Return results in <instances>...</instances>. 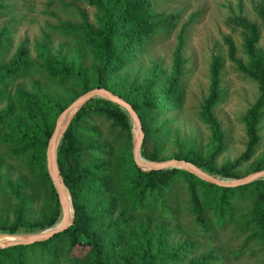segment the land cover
Here are the masks:
<instances>
[{
  "label": "rangeland",
  "instance_id": "374dc122",
  "mask_svg": "<svg viewBox=\"0 0 264 264\" xmlns=\"http://www.w3.org/2000/svg\"><path fill=\"white\" fill-rule=\"evenodd\" d=\"M263 2L145 0L150 20L173 15L174 24L170 30L161 28L150 40L138 46L135 56L121 70L112 73L108 80L110 86L126 94L130 100H137L145 93L151 95L166 90L173 80L175 87L170 92L166 107L146 112L159 148L160 161L176 159L177 155L187 156L203 163L202 170L223 180L244 178L254 172L257 163L264 164V108L256 126L259 140L251 147L244 122L246 112L260 94L259 85L251 75L252 66L243 48V32L233 24V20L238 17L257 24L260 35L255 47L256 55L260 57L264 53V21L258 16L257 10ZM99 19V12L85 0H0V64L7 63L21 45L27 52L20 75L0 88V111L7 106L12 111L11 123L9 121L0 128L1 219L9 222L13 216L16 202L8 195L6 186H13L16 182L22 184V192L28 201L27 220H39L52 209L47 188L39 179L40 169H32L26 158L12 154L13 143L3 139L9 137L14 140L21 129L29 128L16 93L19 91L23 96L31 97L39 92L51 101L64 103L74 92H79L73 85L74 78L49 77L43 68L42 56L63 57L66 63L91 80L98 66L91 50L84 43V30L70 32L62 26H78L85 22L97 29ZM179 36L182 41V62L179 72L175 73L174 51ZM226 38L234 44V60L228 56ZM214 56L221 62L218 84L220 98L211 109V114L218 123L222 139L220 152L209 160L215 136L203 119L202 104L208 95L209 70ZM104 102L119 107L100 97L92 98L87 103L94 107ZM83 128L97 131V135L89 131L80 132L79 135H83L87 141L97 140L115 145L111 156L112 189L103 202L112 205L114 217L120 211L132 216L129 237L126 234L121 247L116 249L115 264H127L126 261L134 263L135 258L132 259L131 255L136 254L137 250L131 240L138 237L137 229L142 227L151 234L157 235L160 229L165 234L163 242L166 250H175L178 254V258L168 264H188L209 253L220 259L210 264H264V235L256 233L254 225V216L264 208V202L257 205L253 197L246 195L243 200L233 204L235 209L232 218L225 223L215 219L213 210L205 209L208 229L204 230L194 220L186 183L183 178L177 177L164 192L172 213L165 212L161 203L156 208L147 207L141 213L131 212L124 196L119 193L124 174L117 170L122 149L124 152L128 149L127 133L120 135L118 128H112L110 121L96 114H91L83 122ZM130 132L132 154L133 136ZM95 157L91 153L87 154L83 157V163ZM227 163H236L231 170L234 177H221L216 173ZM261 190L264 192V185ZM40 231L16 234L30 235ZM87 252L88 246L80 244L72 249L71 255L82 258ZM124 254L128 257L126 261L122 260Z\"/></svg>",
  "mask_w": 264,
  "mask_h": 264
},
{
  "label": "trees",
  "instance_id": "16d2710c",
  "mask_svg": "<svg viewBox=\"0 0 264 264\" xmlns=\"http://www.w3.org/2000/svg\"><path fill=\"white\" fill-rule=\"evenodd\" d=\"M85 1L100 14L97 29L85 22L78 26L63 25L62 28L70 32L78 29L84 30L86 34L84 43L91 50L98 66L93 78L87 80L80 70L66 63L63 57L42 56V65L49 77L74 78L73 85L79 92H74L68 101L61 103L51 101L39 92H36L34 96L25 97L17 91V100L22 105L24 119L29 128L21 129L14 140L9 137L3 138L13 143L12 154L26 158L32 169H40L39 179L47 188L48 202L52 209L48 214H43L39 220H27L28 201L22 192V184L16 182L13 186H6L8 195L16 203L9 222L7 219L0 218L1 233L43 231L56 223L60 216V206L45 168L46 147L59 114L79 94L91 88H105L131 104L139 117L144 134L140 155L147 160L160 161L159 148L146 112L166 107L170 92L175 87L173 80L170 81L166 90L151 95L145 93L137 100H130L126 94L118 92L115 87L110 86L108 79L112 73L121 70L124 64L135 56L137 47L150 40L158 30L161 28L170 30L174 24L175 16L168 15L164 19L150 20L145 0ZM257 14L264 21V2L258 8ZM82 17L85 19L83 13ZM233 24L243 32V48L252 66L251 75L259 85L260 94L244 116L249 136V147H251L256 145L259 140L256 126L264 108V53L260 57L256 55L255 45L260 35L256 23L238 17L233 20ZM224 41L228 48L229 58L234 60V44L229 38ZM181 49L182 41L179 36L174 51L175 73L179 72V65L182 62ZM26 53V49L21 45L7 63L0 64V88L20 75L26 62ZM236 63L240 66L239 62ZM220 68V59L214 56L209 70L208 95L202 104L203 119L210 125L215 136L209 160H212L221 150L222 136L218 123L211 114V109L220 98L218 90ZM11 114L10 106L0 111V128L9 121L11 123ZM91 114L105 117L111 122L112 128H118L120 135L124 132L127 133L126 145L128 149L127 152L122 149L117 170L124 174L119 193L124 196L131 212L141 213L147 207L156 208L161 203L165 212L172 213V209L169 208L164 198V192L177 177L183 178L186 183L191 211L195 216L194 220L204 230L208 229V223L204 217L205 209L213 210L215 219L219 223H225L232 218L235 209L233 204L243 200L246 195L253 197L257 205H262L264 202V192L261 190L264 179L234 187H223L201 180L195 175L177 168L141 170L134 163L131 154V125L127 113L108 102L94 107L87 103L76 112L66 127L57 148L58 167L64 184L69 190L74 209L72 224L64 231L43 241L0 247V264H115L116 249L121 247L126 234L127 238L129 237L132 216L120 211L114 217L112 205L109 202H103L112 189L111 156L115 145L97 140L87 141L83 135H79L84 131L97 135L94 128H83V122L89 119ZM117 151L119 152V150ZM90 153L96 157L83 163V157ZM175 158L192 162L203 169V163L200 161L180 155ZM235 164H223L216 170V173L221 177H234L231 170ZM262 169H264V164L257 163L253 171ZM254 225L255 232L264 235V208L256 212ZM137 231L138 237L131 240L137 250L136 254L131 255L132 259L135 258L134 263L126 261L127 255L122 256V260L127 264H168L169 261L178 258L175 250H166L163 242L165 234L161 229L157 235L149 233L145 227L139 228ZM80 244L87 245L88 252L82 258L73 257L72 249ZM214 261L218 262L220 259L209 253L191 260L188 264H210Z\"/></svg>",
  "mask_w": 264,
  "mask_h": 264
},
{
  "label": "water",
  "instance_id": "95a60500",
  "mask_svg": "<svg viewBox=\"0 0 264 264\" xmlns=\"http://www.w3.org/2000/svg\"><path fill=\"white\" fill-rule=\"evenodd\" d=\"M96 97L106 99L118 105L129 116L131 122V128H132L131 131L133 136L132 158L136 166L143 171L177 168L187 171L201 180L223 187H234V186L248 184L258 179H264V169L259 171H254L241 179L223 180L205 172L195 164L182 159H171L164 161H148L143 159L140 155V149L144 134H143L141 122L139 120L136 111L133 109V107L129 102H127L120 96L112 93L111 91L105 88L96 87L78 96L60 113V115L56 120L55 127L53 129L52 135L46 147L47 174L57 194V198L60 206V215L61 218L63 219L62 225L52 226V227L50 226L46 230L33 234L28 240L11 241L6 244L0 245V247L4 248L9 246L24 245L37 241H43L52 237L55 234L64 231L72 224L74 209H73L72 199L69 190L64 184L63 178L60 174V170L58 167L57 148L66 127L68 126V124L70 123L76 112L82 106H84L89 100ZM134 128L135 131H133ZM69 202L72 206V218L70 220L68 219Z\"/></svg>",
  "mask_w": 264,
  "mask_h": 264
},
{
  "label": "bare ground",
  "instance_id": "6f19581e",
  "mask_svg": "<svg viewBox=\"0 0 264 264\" xmlns=\"http://www.w3.org/2000/svg\"><path fill=\"white\" fill-rule=\"evenodd\" d=\"M133 131H135V128L133 129ZM71 218H72V206L69 202L68 219L70 220ZM62 222H63V219L60 217V219L58 220V222L54 226H60V225H62ZM34 234H36V233H34ZM32 235L33 234L21 235V234H3V233H0V245L6 244V243L11 242V241L28 240Z\"/></svg>",
  "mask_w": 264,
  "mask_h": 264
}]
</instances>
